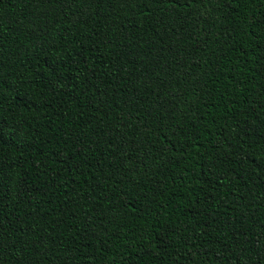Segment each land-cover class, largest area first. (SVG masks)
Wrapping results in <instances>:
<instances>
[{
	"label": "trees",
	"instance_id": "16d2710c",
	"mask_svg": "<svg viewBox=\"0 0 264 264\" xmlns=\"http://www.w3.org/2000/svg\"><path fill=\"white\" fill-rule=\"evenodd\" d=\"M0 264H264V0H0Z\"/></svg>",
	"mask_w": 264,
	"mask_h": 264
}]
</instances>
